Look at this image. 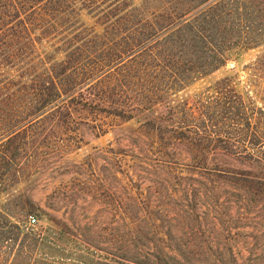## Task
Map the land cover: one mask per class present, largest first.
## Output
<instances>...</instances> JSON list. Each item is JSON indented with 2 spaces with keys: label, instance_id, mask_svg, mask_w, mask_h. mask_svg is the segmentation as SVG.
<instances>
[{
  "label": "rangeland",
  "instance_id": "rangeland-1",
  "mask_svg": "<svg viewBox=\"0 0 264 264\" xmlns=\"http://www.w3.org/2000/svg\"><path fill=\"white\" fill-rule=\"evenodd\" d=\"M85 1L99 15L115 9L109 22L118 17L122 23L132 14L153 21L166 13L163 26L176 29L194 0H184V10L180 0ZM80 20L87 27L98 21L85 14ZM106 24L98 22L96 32L103 33ZM154 33L155 42L162 33ZM54 42L42 40L35 53L1 67L11 73L37 69L39 62L60 57L51 52L59 46ZM248 45H229L223 67L190 79L182 90L167 88L176 71L157 77L162 98L131 120H119L106 101L93 102L84 93L73 101L75 112L66 122L45 113L39 121L19 123L18 131H26L37 149L25 156L30 172L0 196V264H264V172L252 165L258 156L250 143L234 138L243 119L255 122L260 105L252 85L260 81L251 68L264 45ZM114 68L98 72L96 80ZM240 95L244 117L222 120L217 111V126H190L194 136L213 141L207 166L190 163L176 140L177 104L187 99L197 115L200 99ZM258 145L264 146V137Z\"/></svg>",
  "mask_w": 264,
  "mask_h": 264
},
{
  "label": "trees",
  "instance_id": "trees-1",
  "mask_svg": "<svg viewBox=\"0 0 264 264\" xmlns=\"http://www.w3.org/2000/svg\"><path fill=\"white\" fill-rule=\"evenodd\" d=\"M85 2L0 0V131L5 127V134L0 137V196L13 189L20 176L30 172L27 157L37 149L34 142H27L26 131H18L19 123L37 118L39 121L45 113L44 118L66 122L75 112L73 101L84 93L93 102L106 101L113 116L128 121L152 109L162 98L157 77L176 71V81L169 82L167 88L182 90L190 79L223 67L229 45L241 42L249 44L248 48L264 45V0H194L183 12L191 14L176 29L170 24L163 26L166 13L157 15L153 21L132 14L122 23L118 17L109 22L116 16L115 9L99 15V9ZM180 2V10H184L186 2ZM83 14L95 16L98 21L87 27L80 20ZM98 22H107L103 33L95 30ZM156 29L162 35L154 42ZM42 40L56 41L53 44L59 46L51 52L60 57L39 62L37 69H21L23 73L2 69V65L15 66L18 59L35 53ZM127 57L126 63L120 64ZM111 67L115 68L109 75L96 80L98 72L105 73ZM251 70L260 81L255 79L251 83L253 96L260 105L255 107V122L243 119L234 138L250 143L258 156L252 165L264 172V160L260 161L264 159V146H257L264 137V53L252 63ZM228 82L222 79L220 83L228 85ZM236 98L200 99L196 103L197 115L187 106V99L177 104L176 128L180 132L176 140L187 150L190 163L207 166L210 161L206 149L213 142L203 135L191 134L190 126L194 123L200 130L208 125L217 126L214 117L217 111L221 112L222 120L234 115L244 117L243 97ZM48 110L51 111L47 113ZM215 142L223 141L217 138ZM25 202L28 207L33 206L29 199ZM31 219L36 220L33 216ZM137 227L142 229V225Z\"/></svg>",
  "mask_w": 264,
  "mask_h": 264
},
{
  "label": "built area",
  "instance_id": "built-area-1",
  "mask_svg": "<svg viewBox=\"0 0 264 264\" xmlns=\"http://www.w3.org/2000/svg\"><path fill=\"white\" fill-rule=\"evenodd\" d=\"M30 222H32V223H33V222H34V219H31V218H30Z\"/></svg>",
  "mask_w": 264,
  "mask_h": 264
}]
</instances>
